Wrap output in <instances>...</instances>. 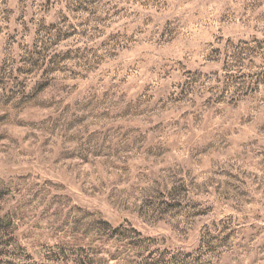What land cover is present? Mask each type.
I'll return each instance as SVG.
<instances>
[{
    "label": "rangeland",
    "instance_id": "rangeland-1",
    "mask_svg": "<svg viewBox=\"0 0 264 264\" xmlns=\"http://www.w3.org/2000/svg\"><path fill=\"white\" fill-rule=\"evenodd\" d=\"M0 264H264V0H0Z\"/></svg>",
    "mask_w": 264,
    "mask_h": 264
}]
</instances>
